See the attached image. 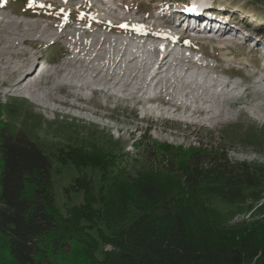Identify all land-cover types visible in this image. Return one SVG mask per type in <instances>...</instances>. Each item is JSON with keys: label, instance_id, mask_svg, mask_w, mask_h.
Returning <instances> with one entry per match:
<instances>
[{"label": "rangeland", "instance_id": "374dc122", "mask_svg": "<svg viewBox=\"0 0 264 264\" xmlns=\"http://www.w3.org/2000/svg\"><path fill=\"white\" fill-rule=\"evenodd\" d=\"M184 1L118 0V5L125 9L109 13L107 0H51L46 4L43 0H34L32 7H29V0H0V14L5 22L15 21L23 25L26 22H37L47 27L54 25L56 28L49 30V34L80 36L82 41L100 36L116 40L114 34L118 35L120 30L127 29L137 33L136 26H143V34L174 32L178 41L187 46L176 45V53L185 56L189 54V58L197 57L199 65L216 67L217 76L200 75L208 76L205 81L207 86L213 82L221 84V73L236 77V83L241 86L234 91L229 87L222 89L220 86L212 89L208 92V97L211 96L213 100L208 106V109L212 110L211 114L201 117L191 115L193 118H188L186 115H174L167 110L165 113L163 107L155 110L162 101L141 104V100L145 101L150 95H139V98L135 99L133 88L122 93L110 85L111 92H97L91 98L89 91L79 92L74 86L60 88V85L57 86L60 79L48 76L49 78L45 77L38 83V88L42 90L38 94L43 95L46 103L44 105L41 102H33L23 90L12 86L20 77L11 79L4 74L6 66L1 64V59L11 56L6 54L7 57L0 59V124H8L14 136L23 135L37 143L52 160L56 205L63 215H67L72 207L83 205L86 187L92 184L95 192L98 191L102 181L98 167L101 162L106 161L105 166L109 170L136 177L147 169L146 154L150 148H163L169 152L164 154L166 160H170V155L174 156L173 154L181 149L198 147L201 142L220 146L236 162H247L264 168V46L258 43L255 47V43L228 44L216 31H211L209 35L200 34V37L206 36L204 39H190V27L186 28L181 23L172 27L167 20V14L158 11L162 5H166L164 10L167 7L172 9ZM215 2L219 6L215 7L225 10L219 15H230L229 18L232 17L234 24L238 23L237 27L246 28V32L252 36L259 35L264 42V0ZM221 16L215 19H220ZM95 22L106 26L101 28L95 25ZM195 30L198 31L196 28ZM259 36L257 38H260ZM136 37L139 38L133 36L132 39L135 40ZM142 38L146 39L144 36ZM48 41L40 38L41 45L38 50L20 47L18 50L28 56L13 60L15 65L23 61H30L31 65L37 62L35 68H39L33 79L44 68L56 67L61 70L70 59L67 39H62L56 44H53L55 38ZM165 43L160 41L154 44L162 46ZM134 47L137 46L130 45L128 49L132 50ZM7 48L11 53L15 52L14 48ZM145 48L141 49L143 57L150 59V48ZM229 68L231 71H227ZM201 79L198 78V82L201 83ZM172 89L169 97L176 104L184 101L185 104H190V108L193 106V110L200 106L193 103L191 95L185 100ZM76 93L83 96L85 102L76 101ZM119 93L124 95L125 99H118ZM231 99L235 101L232 104L229 102ZM71 105L85 108L87 111L74 109ZM218 113H221V116H218ZM215 205L232 217L233 223L249 221L257 216V211L238 214L240 211L235 207L222 203ZM83 224L84 229L94 226L92 222ZM71 260V264H82L80 254H75ZM0 264H15L9 257L2 238Z\"/></svg>", "mask_w": 264, "mask_h": 264}, {"label": "trees", "instance_id": "16d2710c", "mask_svg": "<svg viewBox=\"0 0 264 264\" xmlns=\"http://www.w3.org/2000/svg\"><path fill=\"white\" fill-rule=\"evenodd\" d=\"M167 152L147 149V169L136 177L101 162L98 191L86 187L83 205L63 215L52 160L0 124V239L9 257L15 264H71L75 254L82 264H264V168L201 142L170 160ZM216 203L257 216L233 223Z\"/></svg>", "mask_w": 264, "mask_h": 264}, {"label": "bare ground", "instance_id": "6f19581e", "mask_svg": "<svg viewBox=\"0 0 264 264\" xmlns=\"http://www.w3.org/2000/svg\"><path fill=\"white\" fill-rule=\"evenodd\" d=\"M43 1L50 2L51 0ZM66 1L71 2L73 0ZM99 1L102 2L103 0ZM107 2L106 4L109 6L106 8L109 13H117L118 9H125L121 5H118V0H107ZM165 7L166 5H162L158 11L164 13L167 10H171L168 7L164 10ZM201 17H204L205 20H209L207 22L212 21V17H209L206 13L199 16V19H201ZM95 25L101 28H105L106 26L100 23H96ZM200 26L201 25H199L198 28H200ZM54 28H56L54 25L51 27L41 26L37 22H26L24 25L15 21L5 22L4 17L0 14V59L4 56L7 57L6 54L8 55V53L11 55L10 58L1 59V64L6 66L4 68V74L8 75L11 79L20 77L16 79L12 86L19 90H23V93L28 94L33 102H41L46 105L43 95L38 94L42 91L38 88V83L45 77L49 78L48 76H51L58 78V80L60 79V82H57L58 84L56 83L57 86L60 85V88L74 86L79 92L89 91L91 93V98L97 92L103 94L111 92L112 88L110 85L113 86L114 89L118 88L122 93H126L133 88L135 99H138L139 95L143 97L146 94L151 95L157 92L158 95L168 98L164 99L161 97L159 100H156L157 102L162 101V103L160 102L161 104L158 105V107L156 106L155 110H159L163 107L164 111H162L165 113L167 110V112L174 115L180 114L193 118L195 116L201 117L211 114L212 110L208 109V106L213 100L210 98L211 96L208 97V92L212 89L220 86L222 89L229 87L234 91L239 88V86L232 87L230 82L227 81H221V84L213 82L207 86L205 81L208 76L201 77L200 75L212 74L217 76L216 67L205 64L199 65L197 57L189 58V54L185 56L182 53H176V46L172 48V44L174 45L173 41L166 38L164 34H143L141 31L132 33L133 31L129 32L127 29H124L122 31L120 30L118 35L114 34L116 35V40H109L105 36H100L92 40L82 41L80 36L67 37L66 35L49 34V30ZM198 28L196 27V29ZM207 31V35H209L208 33L212 31L210 26L207 27ZM216 33H218V31ZM133 36H139V38L136 37L135 40H133ZM141 36L146 37V39ZM40 38H44L45 42L55 38L53 44L59 43L62 39H67V46L70 49V59L64 64L61 70L56 67L45 69L39 76L33 79L39 68H35L37 62H33L31 65L30 61L27 63L23 61V63L19 62L15 65L13 60H19L21 56H28L25 52L18 50L20 47H31L34 50H38L41 45ZM164 39L167 40L166 44L148 47ZM222 39H224L223 36ZM130 45H135L137 47L129 50L128 46ZM180 45L182 44L180 43L178 46ZM8 46L9 48H14L15 50L13 51L15 52L11 53L7 48ZM145 46L148 49L150 48L148 50L152 55L150 59H148V57L144 58L141 52V49H144ZM79 64H81L80 67H78ZM227 76V73H221V75H219L222 79ZM198 78H202L201 83L198 82ZM28 80H30V82H28ZM4 85H7V83H4ZM171 89L172 91L176 90L177 94L183 96L185 100H187L188 95H191L193 103H198L200 106L196 105L197 110L192 111L191 109L193 106L190 108V104H185L184 101V105L183 103H181L182 105L179 103L176 104V102H173V99L169 97ZM75 99L78 102H85V98L79 93L75 94ZM118 99H125L124 95L119 93ZM234 99H231L229 102H231V104L234 103ZM140 103L143 104L144 102L141 101ZM148 103L150 104L152 102L148 101ZM71 107L80 111H87L85 108L79 106L71 105ZM218 116H221V113H218Z\"/></svg>", "mask_w": 264, "mask_h": 264}, {"label": "snow or ice", "instance_id": "6c2138e0", "mask_svg": "<svg viewBox=\"0 0 264 264\" xmlns=\"http://www.w3.org/2000/svg\"><path fill=\"white\" fill-rule=\"evenodd\" d=\"M34 5V0H29V7H32ZM41 7H44V5H41ZM187 11H194V8H188ZM122 27H126V25H122ZM137 31H143V26H136ZM187 43V41H186Z\"/></svg>", "mask_w": 264, "mask_h": 264}]
</instances>
